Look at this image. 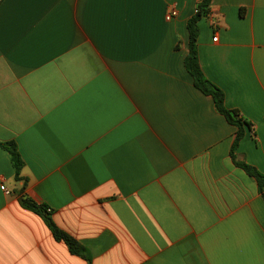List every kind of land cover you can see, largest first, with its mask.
<instances>
[{
  "label": "crops",
  "instance_id": "1",
  "mask_svg": "<svg viewBox=\"0 0 264 264\" xmlns=\"http://www.w3.org/2000/svg\"><path fill=\"white\" fill-rule=\"evenodd\" d=\"M202 1L0 0V143L91 264H264L236 128L185 68ZM198 27L204 76L250 125L234 155L264 175V0H212ZM15 175L0 146V264H88Z\"/></svg>",
  "mask_w": 264,
  "mask_h": 264
},
{
  "label": "trees",
  "instance_id": "2",
  "mask_svg": "<svg viewBox=\"0 0 264 264\" xmlns=\"http://www.w3.org/2000/svg\"><path fill=\"white\" fill-rule=\"evenodd\" d=\"M211 3L212 0H203L201 3H199L197 5L195 14L187 23V29L189 32V53L185 59V68L192 77L195 88L201 91L203 94L211 96L219 113H221L225 117L229 124L236 128L231 156L238 168L242 169L249 176L256 179L258 184V191L264 200V175L261 174L253 166H250L244 161L237 160L234 155V150L237 148L239 142L245 135V126L250 128V125L247 124V122L241 117L238 110L229 109L225 106L224 92L204 76L200 67L197 47L199 36L198 23L203 17H207L210 14ZM0 146L8 150L12 155V161L16 172V180L24 181V185L20 192L19 198L21 207L38 215L44 221L45 225L48 227L55 240L64 242L71 254L79 256L86 260L88 264H91L92 260L89 251L72 236L61 230L56 225L52 218V211L49 210L45 205L38 204L23 194L26 187V180H24V178L21 176L24 163L18 152L16 144L14 142L0 143Z\"/></svg>",
  "mask_w": 264,
  "mask_h": 264
},
{
  "label": "built area",
  "instance_id": "3",
  "mask_svg": "<svg viewBox=\"0 0 264 264\" xmlns=\"http://www.w3.org/2000/svg\"><path fill=\"white\" fill-rule=\"evenodd\" d=\"M177 15V12H176V10L174 9H171V10H169V12L167 13V15H166V20L167 21H170L172 18H174L175 16ZM1 190L3 191V192H5V194H7V195H9L10 194V191L4 186V185H2L1 186Z\"/></svg>",
  "mask_w": 264,
  "mask_h": 264
}]
</instances>
